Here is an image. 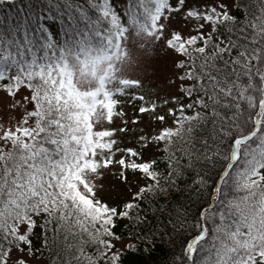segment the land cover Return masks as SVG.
Returning a JSON list of instances; mask_svg holds the SVG:
<instances>
[{"label": "snow or ice", "instance_id": "1", "mask_svg": "<svg viewBox=\"0 0 264 264\" xmlns=\"http://www.w3.org/2000/svg\"><path fill=\"white\" fill-rule=\"evenodd\" d=\"M0 109V264H264V0H0Z\"/></svg>", "mask_w": 264, "mask_h": 264}, {"label": "rangeland", "instance_id": "2", "mask_svg": "<svg viewBox=\"0 0 264 264\" xmlns=\"http://www.w3.org/2000/svg\"><path fill=\"white\" fill-rule=\"evenodd\" d=\"M159 47L152 37L143 32L130 31L122 40L118 54L110 60L100 61L87 68L79 60H71L70 80L78 90L87 92L100 88L102 78H106L105 85L109 90L118 88L121 81L139 80L145 94H151L149 90L158 88L160 85L148 78L146 68L157 55H162ZM20 107L22 109L23 105ZM99 107L102 108L103 105ZM96 112L98 114L94 117L95 119L106 118L99 108ZM14 124L15 116L10 114L8 118L0 109V130Z\"/></svg>", "mask_w": 264, "mask_h": 264}, {"label": "trees", "instance_id": "3", "mask_svg": "<svg viewBox=\"0 0 264 264\" xmlns=\"http://www.w3.org/2000/svg\"><path fill=\"white\" fill-rule=\"evenodd\" d=\"M70 82H71V80H70ZM72 83V82H71ZM74 86V85H73ZM104 87H106V85L104 84L103 85ZM75 87V86H74ZM76 88V87H75ZM96 90V89H95ZM95 90H93V91H91V92H94ZM95 111H97V109L95 110Z\"/></svg>", "mask_w": 264, "mask_h": 264}]
</instances>
